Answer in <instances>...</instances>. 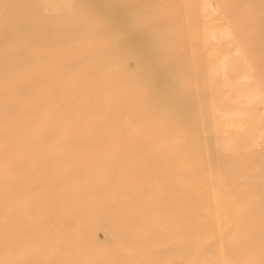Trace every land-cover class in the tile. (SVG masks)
Listing matches in <instances>:
<instances>
[{"label":"bare ground","instance_id":"obj_1","mask_svg":"<svg viewBox=\"0 0 264 264\" xmlns=\"http://www.w3.org/2000/svg\"><path fill=\"white\" fill-rule=\"evenodd\" d=\"M0 264H264V0H0Z\"/></svg>","mask_w":264,"mask_h":264}]
</instances>
